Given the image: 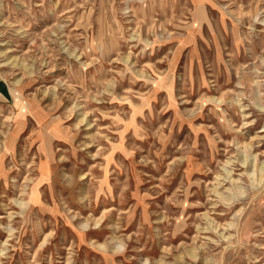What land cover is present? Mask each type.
I'll return each instance as SVG.
<instances>
[{"label": "rangeland", "instance_id": "1", "mask_svg": "<svg viewBox=\"0 0 264 264\" xmlns=\"http://www.w3.org/2000/svg\"><path fill=\"white\" fill-rule=\"evenodd\" d=\"M0 64V264H264V0H0Z\"/></svg>", "mask_w": 264, "mask_h": 264}, {"label": "bare ground", "instance_id": "2", "mask_svg": "<svg viewBox=\"0 0 264 264\" xmlns=\"http://www.w3.org/2000/svg\"><path fill=\"white\" fill-rule=\"evenodd\" d=\"M197 1H201V0H197ZM243 14V13H242ZM0 66H2V64H0ZM22 111H21V117H22ZM7 118V117H6ZM11 119V117L7 118V120ZM13 131H16V125L12 128ZM9 137V136H8ZM13 137H11L9 140H12ZM264 170V169H263ZM262 168H261V171H263ZM18 203V202H17ZM11 223V222H10Z\"/></svg>", "mask_w": 264, "mask_h": 264}]
</instances>
